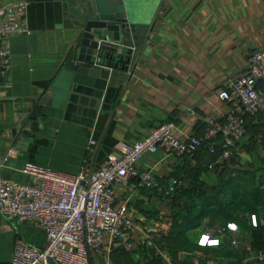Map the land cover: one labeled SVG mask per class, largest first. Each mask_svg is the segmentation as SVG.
Listing matches in <instances>:
<instances>
[{"label":"crops","instance_id":"obj_1","mask_svg":"<svg viewBox=\"0 0 264 264\" xmlns=\"http://www.w3.org/2000/svg\"><path fill=\"white\" fill-rule=\"evenodd\" d=\"M15 1L0 0V5ZM22 1L28 32L9 38L11 64L0 84V163L9 149L14 151L0 166V176L18 183L31 182L21 172L25 163L70 174L85 163L96 168L120 155V143L134 142L160 123L174 122L180 139L202 133L204 116L222 118L229 105L217 97L218 90L245 68L251 52L264 49V0H117L131 23L150 29L138 49L132 48L137 55L126 75L112 71L113 77L104 80L70 65L74 18L86 0ZM246 123L248 133L237 147L234 166L226 162L230 168L264 163V122L249 117ZM91 139L97 142L93 148ZM206 158L202 151L200 159ZM193 167L195 160L182 162L162 151L145 154L137 164L161 183ZM215 169L209 171L214 179ZM115 191L119 202L128 200L137 224L134 248L154 249L171 264L158 241L169 230V202L135 178ZM147 226L159 230L152 245L142 238ZM15 240L42 248L45 234L0 215V264H10ZM116 247L105 243L92 264H113ZM130 257L131 264L148 260L142 251Z\"/></svg>","mask_w":264,"mask_h":264},{"label":"built area","instance_id":"obj_2","mask_svg":"<svg viewBox=\"0 0 264 264\" xmlns=\"http://www.w3.org/2000/svg\"><path fill=\"white\" fill-rule=\"evenodd\" d=\"M26 13L27 3L22 0L0 5V84L7 80L11 64L9 38L28 32ZM217 97L229 105L222 118L204 116L200 135L180 139L175 134L176 124L164 122L134 142L120 143V155L108 158L96 168L85 163L79 173L70 174L25 163L21 172L31 179L30 183L0 176V215L10 221L29 223L45 234L42 248L15 240L10 264H89L90 258L100 252L105 243L109 248L134 249L137 224L128 200L118 201L115 186L125 185L135 178L141 187L158 192L170 202L176 190L186 185L185 181L170 178L161 183L150 170H139L137 164L145 154L162 151L175 158L192 157L202 145H206L211 154L219 146L216 163L229 161L246 135L244 116H264V49L249 54L245 68L226 81ZM96 145L91 139L90 148ZM13 156L14 151L9 149L0 166ZM252 222L255 224L254 216ZM227 228L232 232L237 230L231 222L227 223ZM142 234L143 240L152 245L151 239L159 230L147 226ZM218 242L217 237L203 232L197 244L210 247Z\"/></svg>","mask_w":264,"mask_h":264},{"label":"trees","instance_id":"obj_3","mask_svg":"<svg viewBox=\"0 0 264 264\" xmlns=\"http://www.w3.org/2000/svg\"><path fill=\"white\" fill-rule=\"evenodd\" d=\"M249 117L264 122V116L260 114L245 115L246 135L248 133L246 122ZM200 133L193 135H200ZM241 141L237 147L241 146ZM216 149V152L211 154L207 146L202 145L192 157L176 158L182 162L195 160V167L170 176V178L184 180L186 183L184 187L176 190L168 203L170 205L169 230L165 235H160L158 240L159 247L170 256L171 264H209V261L215 264H257L263 260L264 163L247 170L230 168L227 161L219 167L220 163H216L220 155L219 146ZM202 151L208 155L205 161L200 159ZM237 155L235 151L230 158L229 163L233 166ZM211 164H214V169L216 168L215 179L210 174H205L212 171L213 168H209ZM252 216L255 217V224L252 222ZM229 222L236 225V231L227 229L226 224ZM216 224L224 229L223 233H217L220 228L216 231L215 228L207 227L210 225L213 227ZM208 229L213 230L212 235L217 236L219 242L215 246L201 247L197 244L198 236ZM235 234L241 235L247 242L242 243L241 247L236 246L240 245V241ZM234 239H237L236 244H232ZM118 247L114 249L113 264H131L130 252L139 251L148 258L146 264H166L154 249L137 247L126 251L124 247ZM198 252L205 257H197ZM253 256L254 259H251ZM121 259L127 262H122ZM89 264H92L91 258Z\"/></svg>","mask_w":264,"mask_h":264},{"label":"water","instance_id":"obj_4","mask_svg":"<svg viewBox=\"0 0 264 264\" xmlns=\"http://www.w3.org/2000/svg\"><path fill=\"white\" fill-rule=\"evenodd\" d=\"M86 2L74 18L70 65L75 66L77 72L104 80L113 77L112 71L115 76L125 74L131 58L137 55L132 48L138 49L150 25L131 23L125 5L117 0Z\"/></svg>","mask_w":264,"mask_h":264},{"label":"rangeland","instance_id":"obj_5","mask_svg":"<svg viewBox=\"0 0 264 264\" xmlns=\"http://www.w3.org/2000/svg\"><path fill=\"white\" fill-rule=\"evenodd\" d=\"M205 174L206 175H208L209 173H206L205 172ZM221 198H223L222 196H221ZM207 226V225H206ZM208 228H215V230L217 231V229L218 228H220L218 231H217V233H219V232H221V233H223L224 232V229L222 228V227H220L218 224H216V225H214L213 227H212V225H210V227L209 226H207ZM226 227H227V224H226ZM228 229V228H227ZM229 230V229H228ZM205 232H208V233H210L211 235L213 234V230H211V229H208V230H206ZM202 234V232L200 233V235ZM199 235V236H200ZM199 236H198V238H199ZM235 236L237 237V239H239V241H240V245H236V246H242V243H245V242H247L243 237H241V235H238V234H235ZM217 237V236H216ZM234 238V237H233ZM237 239H234V240H237ZM263 256V260L261 261V262H257V264H259V263H261V264H264V255H262ZM255 263V262H254ZM256 264V263H255Z\"/></svg>","mask_w":264,"mask_h":264}]
</instances>
